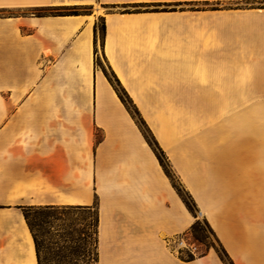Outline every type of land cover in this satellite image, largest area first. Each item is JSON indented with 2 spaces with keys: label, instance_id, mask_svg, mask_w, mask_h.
<instances>
[{
  "label": "crops",
  "instance_id": "crops-1",
  "mask_svg": "<svg viewBox=\"0 0 264 264\" xmlns=\"http://www.w3.org/2000/svg\"><path fill=\"white\" fill-rule=\"evenodd\" d=\"M259 1L0 0V264H38L23 206L94 203L97 264H224L178 257L196 218L98 56L233 263L264 264ZM70 5L89 12L34 13Z\"/></svg>",
  "mask_w": 264,
  "mask_h": 264
},
{
  "label": "trees",
  "instance_id": "trees-1",
  "mask_svg": "<svg viewBox=\"0 0 264 264\" xmlns=\"http://www.w3.org/2000/svg\"><path fill=\"white\" fill-rule=\"evenodd\" d=\"M206 3L208 2L206 1ZM216 3H218V1ZM89 8L90 7L86 5L46 6L34 8V13L38 16L79 14L89 12ZM94 30L98 33L99 42L100 45H102L105 32V25L102 17H100L95 23ZM95 63L97 65H100L98 58L95 59ZM103 72L115 89L118 97L126 106L127 110L134 118L136 124L141 129L146 141L151 146L156 157L158 158L162 169L170 178L179 196L183 199L185 206L190 212L193 213L194 210L197 209L193 198L172 172L164 151L156 142L146 122L139 113V110L137 109L123 86L120 84L115 74L111 70L108 73L104 68ZM80 210H86L88 212L93 211V231H89V229H87V232L83 230H76V228L74 227V223L72 222H69L68 224L65 223L64 225L55 223L59 220L70 221L71 219L69 218V216L76 215ZM22 213L32 235L38 264H77L76 262L78 259H80V256L87 257V254H85L84 251H86L87 248V239L91 238L89 234H92L94 237V251L93 257L88 262H85V264H97L98 208L96 203L91 206L27 205L22 207ZM203 223L214 234L212 228L205 219L203 220ZM188 232L191 233L194 240L199 242L202 241L203 235L201 230V222L199 220H195L191 224ZM218 244L219 248L214 249L219 258L224 262V264H234L219 240ZM178 257L183 260H190L194 258V254L189 252L186 257L183 258L179 252Z\"/></svg>",
  "mask_w": 264,
  "mask_h": 264
},
{
  "label": "rangeland",
  "instance_id": "rangeland-1",
  "mask_svg": "<svg viewBox=\"0 0 264 264\" xmlns=\"http://www.w3.org/2000/svg\"><path fill=\"white\" fill-rule=\"evenodd\" d=\"M202 3V2H201ZM211 5L216 6V7H226V6H233L234 3L231 2H210ZM250 5V4H249ZM253 6H259V5H263L264 6V0L263 1H259L257 3H253ZM240 6H248L246 3L244 4H240ZM153 10H160L163 8H167V6L164 5H151L150 7ZM100 65H102V67L109 73L108 69L106 68L105 63L103 62L101 56L97 57ZM197 208V207H196ZM196 220H199L201 222V230H202V241H196L193 239L192 235L190 232H186L185 234L181 235L180 238H182L184 241L182 243V246H179L177 243L173 244V248L176 251L177 254L180 255L185 258L186 255L190 252L194 254V258L197 256H200L201 254H205L207 251H212L215 249L214 248H219V244H218V240L217 237L215 236V234L212 233V231H210L208 229V227H206V225L203 223V218L199 215V210L196 209L193 212ZM69 218L71 219L70 221L68 220H59L56 221L55 223L57 224H65V223H69L72 222L74 223V227L76 228V230H83L85 232H87V229H89V231H93V219H94V215H93V211H86V210H80L79 212H77L76 215H70ZM89 236L91 238L87 239L88 240V244H87V248L85 254H87L86 256H80L77 260V264H85V262H88L92 257H93V251H94V245H93V235L89 234ZM216 252V251H215ZM218 255V254H217ZM78 258V257H77ZM79 260H83V261H79Z\"/></svg>",
  "mask_w": 264,
  "mask_h": 264
},
{
  "label": "built area",
  "instance_id": "built-area-1",
  "mask_svg": "<svg viewBox=\"0 0 264 264\" xmlns=\"http://www.w3.org/2000/svg\"><path fill=\"white\" fill-rule=\"evenodd\" d=\"M183 239L182 238H179L178 240H177V244L179 245V246H182V243H183Z\"/></svg>",
  "mask_w": 264,
  "mask_h": 264
}]
</instances>
